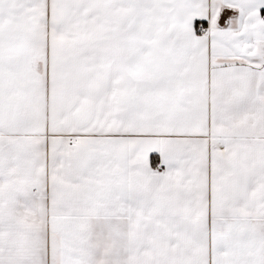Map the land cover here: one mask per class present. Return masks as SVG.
I'll return each mask as SVG.
<instances>
[{
  "label": "snow or ice",
  "instance_id": "6c2138e0",
  "mask_svg": "<svg viewBox=\"0 0 264 264\" xmlns=\"http://www.w3.org/2000/svg\"><path fill=\"white\" fill-rule=\"evenodd\" d=\"M0 264H264V0H0Z\"/></svg>",
  "mask_w": 264,
  "mask_h": 264
}]
</instances>
